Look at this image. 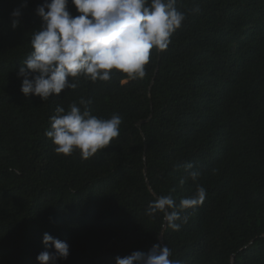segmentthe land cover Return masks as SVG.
<instances>
[{
	"label": "trees",
	"instance_id": "trees-1",
	"mask_svg": "<svg viewBox=\"0 0 264 264\" xmlns=\"http://www.w3.org/2000/svg\"><path fill=\"white\" fill-rule=\"evenodd\" d=\"M43 2L0 0V264H39L44 233L70 246L57 264H115L154 244L183 264H264V0H178L186 19L151 50L143 79L114 71L46 101L25 97L17 76ZM81 98L98 118L122 117L120 135L86 160L44 135L55 107ZM197 185L206 198L179 231L148 214L157 197L178 204Z\"/></svg>",
	"mask_w": 264,
	"mask_h": 264
},
{
	"label": "clouds",
	"instance_id": "clouds-1",
	"mask_svg": "<svg viewBox=\"0 0 264 264\" xmlns=\"http://www.w3.org/2000/svg\"><path fill=\"white\" fill-rule=\"evenodd\" d=\"M177 2L71 0L79 13L73 16L69 0H44L35 9L41 24L32 31V50L17 72L18 78H22L21 93L46 101L65 89H76L81 79L107 82L114 71L126 74L128 79H143L151 50H166L171 36L186 19L187 14L176 7ZM192 11L199 12V6ZM10 15L11 27L15 29L20 24L21 11L14 9ZM90 104V100L81 98L67 110L59 104L55 107V114L49 118L50 129L44 135L51 139L56 153L70 155L78 150L86 160L120 135L122 117L113 114L107 119L98 118L92 114ZM184 169L193 182L201 174L191 162ZM205 198L202 185H197L195 192L181 198L178 204L172 195H161L149 205L148 214L163 213L167 227L179 231L188 221V216L181 213L202 204ZM42 243L46 250L37 255L39 264H57L70 254L67 242L49 233L43 234ZM171 256L167 245L154 244L147 252L133 251L114 260L115 264H183L179 259H170Z\"/></svg>",
	"mask_w": 264,
	"mask_h": 264
}]
</instances>
